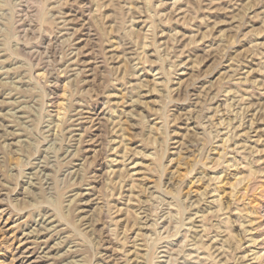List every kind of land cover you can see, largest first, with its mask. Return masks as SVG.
I'll use <instances>...</instances> for the list:
<instances>
[{"label": "rangeland", "instance_id": "1", "mask_svg": "<svg viewBox=\"0 0 264 264\" xmlns=\"http://www.w3.org/2000/svg\"><path fill=\"white\" fill-rule=\"evenodd\" d=\"M31 263L264 264V0H0V264Z\"/></svg>", "mask_w": 264, "mask_h": 264}, {"label": "bare ground", "instance_id": "2", "mask_svg": "<svg viewBox=\"0 0 264 264\" xmlns=\"http://www.w3.org/2000/svg\"><path fill=\"white\" fill-rule=\"evenodd\" d=\"M80 119H81V118H80ZM75 120H76V119H75ZM77 120H78V118H77ZM77 122H78V121H77ZM28 249H29V248H28ZM27 251H28V250H27ZM32 252H33V251H32ZM32 252H31V253H32ZM32 254H34V253H32ZM28 255H29V254H28ZM39 256H40V255H39ZM37 258H38V257H37ZM40 258H42V257H40ZM34 261H35V260H34ZM31 264H32V263H31ZM33 264H34V263H33Z\"/></svg>", "mask_w": 264, "mask_h": 264}]
</instances>
